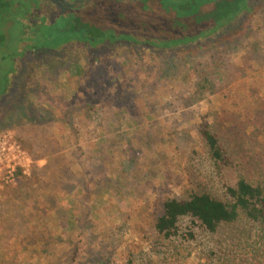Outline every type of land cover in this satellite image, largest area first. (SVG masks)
<instances>
[{
	"label": "rangeland",
	"instance_id": "1",
	"mask_svg": "<svg viewBox=\"0 0 264 264\" xmlns=\"http://www.w3.org/2000/svg\"><path fill=\"white\" fill-rule=\"evenodd\" d=\"M67 2L35 0L25 23L42 16L43 32ZM203 123L223 163L210 160ZM5 134L25 161L0 191V264H264V222L242 214L215 233L190 218L169 239L154 229L168 199L228 203L241 177L264 190V0L168 52L0 48Z\"/></svg>",
	"mask_w": 264,
	"mask_h": 264
},
{
	"label": "trees",
	"instance_id": "2",
	"mask_svg": "<svg viewBox=\"0 0 264 264\" xmlns=\"http://www.w3.org/2000/svg\"><path fill=\"white\" fill-rule=\"evenodd\" d=\"M65 1L68 6L61 9L62 15H57L53 23L47 22L50 25L39 32L44 41H36L31 48L24 49V53L32 49L59 51L70 44L89 49L125 44L168 52L199 44L225 28L236 26L242 17L252 14L261 0ZM2 4L0 0V11ZM198 133L210 160L215 164L223 163L222 147L209 125L203 123ZM226 196L228 203L207 193L194 194L184 200L168 199L162 204L154 229L169 239L177 235L178 224L184 218L197 221L208 233L235 222L240 214L253 222H264L261 186L241 177L233 187L226 189Z\"/></svg>",
	"mask_w": 264,
	"mask_h": 264
},
{
	"label": "flooded vegetation",
	"instance_id": "3",
	"mask_svg": "<svg viewBox=\"0 0 264 264\" xmlns=\"http://www.w3.org/2000/svg\"><path fill=\"white\" fill-rule=\"evenodd\" d=\"M2 1L3 4L1 5L0 11V48L5 51L8 47H12L17 49V52H20L21 49L23 51L26 48H31L36 39L42 43L44 41L43 35L39 34V32H41L40 27L35 24L45 22V20H41L44 18H41L42 16H37L34 19L35 21H30V24L27 25L25 23L28 19H31V14L39 10L40 5L35 4V0ZM60 14L62 15V11ZM54 16L55 15H53V17ZM54 19L56 20V16L52 19V23ZM4 27H6L5 30L3 29ZM4 32L7 36L4 35ZM17 32H22L23 34L18 35ZM22 37L24 38V41L20 39ZM65 46L66 45L61 48ZM33 51L35 50H27L26 53Z\"/></svg>",
	"mask_w": 264,
	"mask_h": 264
},
{
	"label": "built area",
	"instance_id": "4",
	"mask_svg": "<svg viewBox=\"0 0 264 264\" xmlns=\"http://www.w3.org/2000/svg\"><path fill=\"white\" fill-rule=\"evenodd\" d=\"M25 155L20 145L8 134L0 136V191L16 171L23 168Z\"/></svg>",
	"mask_w": 264,
	"mask_h": 264
}]
</instances>
